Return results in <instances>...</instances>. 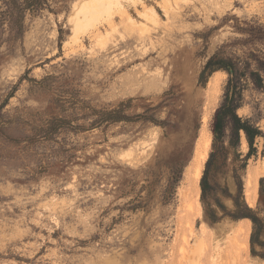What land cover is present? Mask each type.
Listing matches in <instances>:
<instances>
[{
	"label": "rangeland",
	"instance_id": "obj_1",
	"mask_svg": "<svg viewBox=\"0 0 264 264\" xmlns=\"http://www.w3.org/2000/svg\"><path fill=\"white\" fill-rule=\"evenodd\" d=\"M91 1L51 0L52 10L27 14L18 37L0 22V264H232L240 255L231 232L241 225L250 228L249 250L235 263L264 264L251 252V220L225 215L211 223L206 214L204 155L228 74L199 83L222 47L232 55L264 51V0H144L126 14L118 9L128 0H116L115 26L104 27V13L96 31L82 15ZM128 99L129 114L161 123L91 126V108ZM238 112L264 130V91L250 83ZM53 118H64L65 127L50 129ZM256 146L244 194L264 218V136ZM241 150H248L244 138ZM199 168L201 214L183 195ZM208 178L210 208L219 197L233 210L222 193L224 186L237 191L232 172L216 177L211 170Z\"/></svg>",
	"mask_w": 264,
	"mask_h": 264
},
{
	"label": "trees",
	"instance_id": "obj_2",
	"mask_svg": "<svg viewBox=\"0 0 264 264\" xmlns=\"http://www.w3.org/2000/svg\"><path fill=\"white\" fill-rule=\"evenodd\" d=\"M0 1L2 3L0 5V22L2 25L8 26L14 32L15 37L24 33L25 19L28 13L37 14L45 9L52 10L51 0ZM218 71H225L228 74V80L223 98L213 118L212 148L201 179L202 200L211 223L218 222L225 215H229L234 220L250 219L253 224L250 238L251 252L255 256L264 258V218L246 201L243 181V173L247 169L249 160L258 155L256 141L264 136V130L258 120L249 115H240L238 112L243 104L244 91L250 83L256 89L264 91V51L249 49L243 55H232L226 53L225 48L222 47L206 61L199 76V83L205 86L209 78ZM130 104L131 99H128L120 102L114 108H91L94 115L91 126L133 121L140 118H148L161 123L153 116L129 114L127 111ZM63 127H65L64 118L52 119L50 129L58 132ZM77 128L82 127L78 126ZM243 138L248 144L247 152L241 150ZM211 170L216 177L232 172L236 179V193L230 192L228 186L222 188V193L233 201V210H227V206L219 197L215 198L216 208H210L207 198L209 189L212 188L208 178ZM215 183L216 186L220 185L218 181ZM260 197L264 202V177L260 180ZM219 210L223 211V215L219 214Z\"/></svg>",
	"mask_w": 264,
	"mask_h": 264
},
{
	"label": "bare ground",
	"instance_id": "obj_3",
	"mask_svg": "<svg viewBox=\"0 0 264 264\" xmlns=\"http://www.w3.org/2000/svg\"><path fill=\"white\" fill-rule=\"evenodd\" d=\"M91 1V0H90ZM119 1H116V0H97V2L95 3V1L94 2H92L91 1V4L90 3H88L89 4V6L87 7V10H85V8L83 9V10H85L84 11V14H82L83 13V10H82V13H81V11H79V13H77V14H82V15H84L85 16V19H87V21H91V24L92 25H94V31H96V30H100L101 28H104V27H106L107 25L109 26H115V19H114V15H113V12H112V10H114V9H112V6L114 5V3H118ZM144 2V0H128L127 2H119V4H120V6H119V11L118 12H120L121 14H126V13H129V11H128V7H132L133 5H135V6H137L139 3H143ZM113 3V4H112ZM87 4V5H88ZM86 5V6H87ZM85 6V7H86ZM116 6V5H115ZM115 8V7H114ZM117 8V7H116ZM153 10V9H152ZM153 12L154 13H156L154 10H153ZM104 13H108V18H107V20H106V23H105V25H104V27L103 26H101V24H100V26L99 25H97L96 23H94L95 21V19L97 18V19H99V17H101V15L102 14H104ZM80 14V18H84V16L83 17H81L82 15ZM143 17L144 19H146V20H151L153 17L152 16H150V14H149V12L148 11H141L140 12V15H139V17ZM132 17L130 16V19H131ZM134 18V17H133ZM79 19V18H78ZM104 19V18H103ZM84 20V19H83ZM83 20H81V22H79L80 21V19H79V21H78V24L80 25V23H82L80 26H82L83 25V23L86 21H84V22H82ZM132 20V19H131ZM132 22V21H131ZM144 22V21H143ZM87 24H89L88 22H86ZM134 23H137L136 21H134V19H133V24ZM91 24H89V25H91ZM104 24V23H103ZM85 25L86 24H84V26L83 27H85ZM77 31V30H76ZM80 32V31H79ZM85 32V31H84ZM208 155H209V152L207 153V155H204V158H205V160H207V158H208ZM201 176H202V170L199 168L198 170H197V172H196V174H194L193 176H191L190 177V191H188V192H184L183 193V195H184V197L187 199V200H189L190 201V204L191 205H189V206H187V207H190L191 206V208L192 207H194L195 209H196V212H197V214H201V211H202V205H201V203H200V200H199V195H200V192H199V190H200V188H199V181H200V178H201ZM251 182H252V180L251 179H249L248 180V184L250 185L251 184ZM181 197H182V195H181ZM247 197L249 198V199H251L252 197H253V190L251 189V188H248L247 189ZM186 200V201H187ZM185 202V201H184ZM183 203V202H182ZM185 205V203H183V206ZM185 207V206H184ZM187 207H185L184 209H186ZM191 208H189V209H191ZM194 209V210H195ZM193 210V209H192ZM181 212V211H180ZM181 214V213H180ZM181 217V216H180ZM249 221H250V219H248ZM183 222H184V220H183ZM193 223H194V221H193ZM249 227H245V226H243V225H241V226H239V227H236V228H234L233 229V231L231 232L232 234H233V236H232V240H234L233 242H235V244H236V252H237V254L238 255H240V257L241 256H244V255H247V252H248V250H249V241H248V239H249ZM230 238V237H229ZM212 240V239H211ZM224 240H226V239H224ZM231 241V240H230ZM206 241H201V243L202 244H204ZM212 242V241H211ZM220 242V241H219ZM225 242H228V239H227V241H225ZM233 242H232V245H233ZM199 244H200V241L198 242ZM206 244V243H205ZM234 244V245H235ZM234 245H233V247L232 248H234ZM205 247H207L206 245H204ZM203 246V247H204ZM209 246H211V244L209 245ZM227 246V251H229L230 249H228V247L230 248V246H229V243H228V245H223V246H221L220 247V243H219V247L220 248H225ZM202 247V248H203ZM204 247V248H205ZM217 247V246H216ZM202 248L200 247V248H198V249H201V250H199L201 253V257L202 256H204V253H203V251H202ZM189 249H192V247L191 248H189ZM195 250H196V248H194ZM206 250L208 249V247L207 248H205ZM209 249H210V247H209ZM213 249V248H212ZM218 249L219 248H216V250L218 251ZM225 249V250H226ZM235 249V248H234ZM193 250V249H192ZM191 250V251H192ZM222 250V249H221ZM220 250V251H221ZM187 251L189 252V250L187 249ZM198 251V252H199ZM224 251V250H223ZM231 251V250H230ZM187 252V253H188ZM192 252H195L194 250L192 251ZM197 252V251H196ZM205 252V251H204ZM211 252V251H210ZM235 252V253H236ZM202 253H203V255H202ZM207 253V252H206ZM225 253H227L226 251L225 252H223V253H221L222 255L224 254V256H225ZM229 253V252H228ZM231 253H234V250H232V252ZM230 253V254H231ZM211 254H212V252H211ZM237 254H235V255H237ZM214 255V254H213ZM218 255V257H216L217 259V261H218V259H219V257H220V255L218 254V252H217V254H215V256H217ZM221 255V256H222ZM227 255H229V254H226V257H227ZM235 255H232V257L231 258H234V256ZM208 256V255H207ZM207 256H205V257H207ZM211 256V255H210ZM214 256V257H215ZM223 256V257H224ZM209 257V256H208ZM240 257L238 256L237 258H236V260H240ZM212 259H213V256L211 257ZM225 258V257H224ZM231 258H229V260L231 259ZM235 258H234V260H235ZM242 258H244L245 259V257H242ZM248 258V257H247ZM246 258V259H247ZM211 259V260H212ZM215 259V258H214ZM221 259H223L222 257H221ZM221 259H219V261L218 262H220L221 261ZM229 260H225V263H227V261L229 262ZM233 260V262H232V264H236V263H238L237 261H236V263H235V261ZM213 261V260H212ZM217 261H215V263L217 262ZM247 261V260H246ZM221 263H223L222 261H221ZM230 263V262H229ZM240 263V262H239ZM247 263H248V261H247ZM191 264V263H190ZM217 264V263H216ZM218 264H220V263H218ZM228 264V263H227ZM242 264V263H241ZM246 264V263H245ZM252 264V263H251Z\"/></svg>",
	"mask_w": 264,
	"mask_h": 264
}]
</instances>
